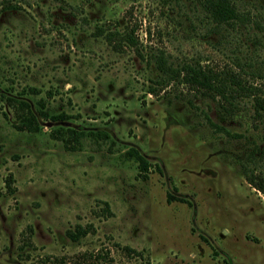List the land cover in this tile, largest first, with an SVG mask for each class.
I'll return each mask as SVG.
<instances>
[{
  "label": "rangeland",
  "instance_id": "374dc122",
  "mask_svg": "<svg viewBox=\"0 0 264 264\" xmlns=\"http://www.w3.org/2000/svg\"><path fill=\"white\" fill-rule=\"evenodd\" d=\"M238 2L264 15V0ZM193 9L191 0H0V94L36 88L33 103L70 117L19 132L0 97V264H81L85 252L107 257L96 264H264V195L246 178L258 147L264 169L263 124L249 103L222 123L184 85L157 86L147 61L164 52L224 66L237 54L264 87V35L256 46L237 32L213 44ZM97 26L137 28L145 60L115 52ZM63 129L87 136L65 143L52 135ZM98 132L110 138L90 136Z\"/></svg>",
  "mask_w": 264,
  "mask_h": 264
},
{
  "label": "trees",
  "instance_id": "16d2710c",
  "mask_svg": "<svg viewBox=\"0 0 264 264\" xmlns=\"http://www.w3.org/2000/svg\"><path fill=\"white\" fill-rule=\"evenodd\" d=\"M171 1V0H169ZM239 0H191L194 6V13L201 17L208 29L211 38H217L219 43L225 39L227 33L237 32L248 37L252 45H259L260 37L264 35V15L258 16L252 11L243 8ZM5 10H18L20 6L12 4L10 1L4 2ZM137 28L124 26L123 29L105 28L97 26L96 37H103L108 45L117 53H124L127 49L134 50L145 60V56L139 51V37L136 35ZM149 34V33H147ZM221 38V39H220ZM215 43V39L213 44ZM148 63L155 73V83L161 89L170 87L172 84L184 85L197 97L210 101L216 108V116L222 123L230 122L233 114L240 110L242 106L251 104L255 121L264 126V87L255 84L253 79L262 78L260 72H255L251 58L243 59L235 54L231 58V64L224 66L202 63L199 60L171 61L164 52L150 53ZM253 81V82H251ZM1 87V85H0ZM151 94L158 95V89L152 88ZM36 88L23 90L19 94H14L8 90L1 92L2 100L15 111L17 129L19 132L39 133L42 131L41 121L64 122L70 119L65 113L51 115L46 104L41 100L33 103L31 95H38ZM221 129H224L220 127ZM55 138L71 144L65 139L66 136L72 139V143H81L87 136L84 132L74 130H57L52 134ZM91 137L108 140L110 136L106 132L90 134ZM127 155L135 158L143 172L148 170L147 160L137 151L130 150ZM259 156L263 158V151L260 147L253 150L249 155L250 163L257 165L246 171V178L250 185L264 195V169L261 170ZM258 167V168H257ZM258 169V170H256ZM11 189V182H8ZM87 235L85 230L78 233H71L69 237L74 241H79ZM106 256L101 253L85 252L78 256L81 264H96L105 261Z\"/></svg>",
  "mask_w": 264,
  "mask_h": 264
}]
</instances>
